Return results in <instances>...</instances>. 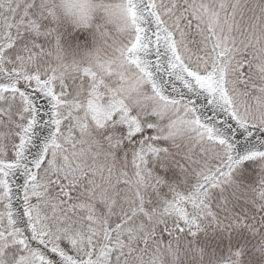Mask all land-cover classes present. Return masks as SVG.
Segmentation results:
<instances>
[{
	"label": "snow or ice",
	"instance_id": "6c2138e0",
	"mask_svg": "<svg viewBox=\"0 0 264 264\" xmlns=\"http://www.w3.org/2000/svg\"><path fill=\"white\" fill-rule=\"evenodd\" d=\"M0 0V264H264V0Z\"/></svg>",
	"mask_w": 264,
	"mask_h": 264
},
{
	"label": "clouds",
	"instance_id": "9594fccd",
	"mask_svg": "<svg viewBox=\"0 0 264 264\" xmlns=\"http://www.w3.org/2000/svg\"><path fill=\"white\" fill-rule=\"evenodd\" d=\"M97 0H58L59 13L70 24L81 16H94V5Z\"/></svg>",
	"mask_w": 264,
	"mask_h": 264
}]
</instances>
